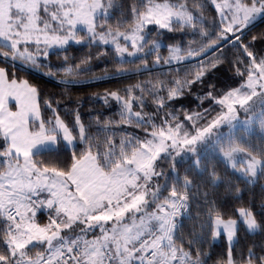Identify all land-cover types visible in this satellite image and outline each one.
Segmentation results:
<instances>
[{
	"label": "trees",
	"instance_id": "16d2710c",
	"mask_svg": "<svg viewBox=\"0 0 264 264\" xmlns=\"http://www.w3.org/2000/svg\"><path fill=\"white\" fill-rule=\"evenodd\" d=\"M102 2L107 17L98 19V34L132 32L148 7L155 4L182 6L192 20L172 22L164 29L147 27L141 55L133 60H120L111 46L86 40L53 50L37 63H25L11 59V50L0 44V69L6 80L24 82L35 91L40 121L30 122V131L43 127L57 138L56 148L37 152L30 160L38 169L68 175L77 161L91 155L99 169L109 172L144 144L156 141L160 131L175 132L179 146L212 129L219 134L217 141L197 145L194 160L169 148L156 161L152 177L156 200L186 195V214L179 220L173 243L199 264L227 260L224 239L211 241L213 219L235 220L239 210H247L258 230L249 233L239 225L231 259L233 264L263 263L264 174L249 182L211 150L241 147L243 127L216 124L226 113L224 99L243 95L239 105L234 104V120L264 107V17L242 33L235 28L232 35H226L210 0ZM172 49L188 61L172 62ZM253 79L256 94L245 87ZM57 122L73 138L72 147L65 146ZM8 148L0 128V172L9 158L22 161L14 155L7 157ZM259 157L264 160V149ZM32 196L27 198L28 209L35 220L45 223L30 207ZM7 212L0 211V264H15L8 240L20 225ZM46 245L47 241L43 246L28 247L24 256L46 258Z\"/></svg>",
	"mask_w": 264,
	"mask_h": 264
},
{
	"label": "rangeland",
	"instance_id": "374dc122",
	"mask_svg": "<svg viewBox=\"0 0 264 264\" xmlns=\"http://www.w3.org/2000/svg\"><path fill=\"white\" fill-rule=\"evenodd\" d=\"M210 1L226 35H232L235 28L243 32L264 17V0L251 3L247 0ZM40 12H43L42 16ZM101 17H107L102 0H0V44L11 50V59L25 63H37L53 50L64 49L69 44H82L86 40L111 46L120 60H133L141 55L140 47L147 27L164 29L172 22L188 23L192 20L182 6L155 4L148 7L132 32L111 35L97 33L95 27ZM170 53L172 62L188 61L179 55L178 50L172 49ZM255 85L256 79H253L245 87L256 94ZM262 87L260 89L264 91V85ZM242 96L237 93L230 100H223L226 113L216 123L230 129L243 127L241 147L232 151L226 148L211 151L239 176L254 182L259 174H264V160L259 157L264 149V107L234 120V104L239 105ZM36 104V94L30 86L24 82L7 81L0 69V122L5 134L9 131L10 138H15L9 143L6 156L18 154L22 159L19 163L9 158L6 168L0 172V211L33 195L48 208L62 231V237L86 245L88 264L102 263L106 244L115 264H146L154 257L157 264H199L173 243L179 220L186 214V195L157 202L152 177L156 161L166 149L183 151L185 156L194 160L197 145L208 140L216 142L219 134L209 129L196 139L177 146L175 132L160 131L156 141L144 144L109 172L95 170L88 163L80 164L81 168L75 172L77 181L80 180L77 174H82L79 184L75 183L74 175L38 169L30 160L28 150L32 140L24 133L28 121L37 117ZM56 129L65 146H73L74 140L61 122H57ZM34 145L37 149V143ZM49 203L53 206L50 207ZM24 223L15 227L18 234L9 236L8 246L15 264H51L43 261L56 251L57 241L51 244L46 258L33 260L24 256L25 252L21 250L28 244L43 246L52 233L48 224L34 219ZM240 224L249 233L258 230L252 214L245 209L238 211L235 220L213 219L211 241L218 243L222 238L228 248L227 260L223 264H233L230 250ZM91 239H95L94 243H90L93 242ZM38 241L44 242L40 244ZM149 250L154 254L150 261L145 259Z\"/></svg>",
	"mask_w": 264,
	"mask_h": 264
},
{
	"label": "crops",
	"instance_id": "0c3cea01",
	"mask_svg": "<svg viewBox=\"0 0 264 264\" xmlns=\"http://www.w3.org/2000/svg\"><path fill=\"white\" fill-rule=\"evenodd\" d=\"M36 108H37V104H36ZM35 113H36V111H35ZM36 118H35V120H29L28 121V125H27V130L25 129V135H26V137L28 138V139H31L32 140V146H31V149H29L28 151V156H32L33 154H35V153H37V152H40V151H45V150H50V149H54V148H56L57 147V138H56V136H54L53 134H51L48 130H46V129H44L43 127H39L38 128V130L36 131V132H31L30 131V129H29V124H30V122H38L39 123V121H40V118H39V113H38V108H37V113H36ZM0 128H1V130H2V128H3V126H2V123L0 122ZM2 133L4 134V137L6 138V140L8 141V144L9 143H11V140H15V138L14 139H11L10 138V132L8 131V134L6 135L5 134V131L4 130H2ZM35 143H37V145H38V147H37V149L35 148ZM67 147H70V146H67ZM72 147V146H71ZM39 149H41V150H39ZM30 154V155H29ZM17 155V156H16ZM15 156L16 157H19V155L18 154H16ZM84 163H88L89 165H91L95 170H101V169H99L98 168V166H97V164H96V162H95V159H94V157L93 156H91V155H86L83 159H81L80 161H77L75 164H74V166H73V168H72V170H71V172H70V175H74L75 177H74V180L76 179V174H75V172H77V169L79 168V166H80V164H84ZM81 166H83V165H81ZM81 168V167H80ZM79 168V169H80ZM102 171V170H101ZM79 172V171H78ZM104 172V171H103ZM77 177H79L80 178V180H81V178H82V174H77ZM80 180H78L77 181V179H76V182L75 183H79L80 184ZM74 183V184H75ZM29 197V196H28ZM27 197V198H28ZM27 198H24V200L23 199H20V200H18L19 202L16 204V202H14V203H12V204H9L7 207H5V208H3L4 210H5V212H7V210L9 209V208H13V209H15L19 214H20V216L22 217V219H23V222H28V220L29 219H34L35 220V218L33 217V215H31V213H30V211H29V209H28V204H27ZM49 205H50V207H52L53 206V203H49ZM4 212V211H3ZM24 223V224H25ZM20 226H22V225H20ZM16 230H18V229H14V231H13V233H11V234H14V235H16V234H18V232L19 231H16ZM63 230V229H62ZM64 230H66V229H64ZM9 241V240H8ZM90 241H93V242H90V243H94V241H95V239H91ZM11 242V241H10ZM44 241H38V243H43ZM38 243H36V244H38ZM23 244V243H22ZM79 244H82L84 247H85V254H84V257L86 258H84L83 260H84V262L86 263V264H88V262H87V254H86V245L85 244H83V243H79ZM17 245H20V243L19 244H17ZM16 245V246H17ZM107 244H106V250H104V252H103V255H104V253L105 252H108V253H110L109 251H108V249H110V248H107ZM28 247H30V244H28L25 248H22L21 250L22 251H24L26 248H28ZM149 251H152V250H149ZM153 252V251H152ZM89 253H91V252H89ZM102 255V256H103ZM112 259H113V256H112ZM112 263H114L115 264V262L112 260V262H111V264ZM151 264H157V258H155L154 257V259L150 262ZM150 263H148V262H146V264H150ZM101 264H105L104 263V258L102 257V263ZM185 264H189V262H187V263H185Z\"/></svg>",
	"mask_w": 264,
	"mask_h": 264
},
{
	"label": "built area",
	"instance_id": "2783aa9c",
	"mask_svg": "<svg viewBox=\"0 0 264 264\" xmlns=\"http://www.w3.org/2000/svg\"><path fill=\"white\" fill-rule=\"evenodd\" d=\"M28 201L35 214L42 216L49 228L53 232L59 234V238L57 240V249L48 258V261H50L51 264H86L83 261L85 247L81 244H72L62 237V231L58 227L57 223L52 219L48 208L42 206L36 197L32 196L28 199ZM7 214L9 218L12 219L17 225H21L23 223L21 217L18 215V212L15 209L10 208ZM153 256V252H149L145 259L150 261ZM104 263L111 264V256L108 252L104 253Z\"/></svg>",
	"mask_w": 264,
	"mask_h": 264
},
{
	"label": "water",
	"instance_id": "95a60500",
	"mask_svg": "<svg viewBox=\"0 0 264 264\" xmlns=\"http://www.w3.org/2000/svg\"><path fill=\"white\" fill-rule=\"evenodd\" d=\"M59 238V234L58 233H53L50 235V237L47 239V245H46V249L48 250L51 246V244L57 240Z\"/></svg>",
	"mask_w": 264,
	"mask_h": 264
}]
</instances>
